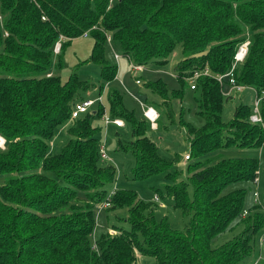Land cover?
I'll return each mask as SVG.
<instances>
[{"label": "trees", "instance_id": "trees-1", "mask_svg": "<svg viewBox=\"0 0 264 264\" xmlns=\"http://www.w3.org/2000/svg\"><path fill=\"white\" fill-rule=\"evenodd\" d=\"M87 34L94 42L86 62L100 67L106 83L117 75V66L105 58L107 43L145 67L166 65L180 45L183 58L174 70L182 86L194 72L201 73L194 89L188 84L204 123L196 128L180 121L186 127L188 160L194 158L186 180L169 171L178 155L170 160L159 155L148 136L150 121L135 118L118 90L107 95L112 119L130 129L131 141L119 149L134 158L132 179L163 173L171 181L165 188L187 217L183 232L155 219V203L131 189H117L105 210L128 227L113 223L114 233L92 241L95 205L107 198V185L115 179L113 166L99 155L100 138L91 123L104 108L96 103L94 113L87 110L72 119L75 95L93 84L80 81L76 72L66 81L58 74L65 46ZM244 41H249L246 55L234 65ZM232 68L238 84L258 95L264 91V0H0V136L5 139L0 174H9L0 184V264H137L138 255L153 257L155 264H247L264 236V213L252 209L242 216L245 190L228 187L254 182L259 160L220 158L216 152L260 148L264 99L259 101L262 123L249 120L252 111L245 104L225 123L223 85L214 76ZM206 69L209 75L202 74ZM146 87L161 100L155 104L158 118L172 121V101L182 99L183 89L170 94L161 79ZM65 124L68 140L53 154L49 142ZM237 220L242 231L213 245V238Z\"/></svg>", "mask_w": 264, "mask_h": 264}, {"label": "rangeland", "instance_id": "rangeland-1", "mask_svg": "<svg viewBox=\"0 0 264 264\" xmlns=\"http://www.w3.org/2000/svg\"><path fill=\"white\" fill-rule=\"evenodd\" d=\"M93 38L90 34L80 36L72 39L64 48L61 57L63 66L58 70L62 81L69 79L70 75L74 72L77 73L78 79L82 82H90L87 90H79L75 95V100L94 99L99 95V87L103 84L105 87L102 90V107L104 114L112 118L109 113V106L107 95L110 89L118 90L123 96V103L125 107L133 113L135 118L143 119L144 107H153L156 111L155 103L160 104V98L150 92L146 87L147 82H153L161 79L164 81L168 88L169 93L172 94L173 90L183 89L182 99L175 98L172 101V109L174 112L173 120L169 121L165 115H162L156 121V128L149 131L148 136L156 143L159 155L170 160L176 154L180 160L173 164L169 171L176 172L181 179L188 178L187 164L191 160L184 159V156L190 154L189 142L186 137V127L180 121L183 120L185 124H190L193 127L200 128L204 120L197 114L196 103L194 100L195 92L189 88L188 82H184V86L176 77L175 66L182 60L183 54L181 46L178 45L169 57V62L164 66H157L156 64L149 63L153 66L150 69L144 70L139 73L134 71L130 66V61L127 57L123 56L120 50L111 44L107 43L105 47V58L111 64L117 66L116 78L106 83L103 81L100 67L91 62H86L90 57ZM115 53L119 54V60H116ZM139 80V83L136 82ZM230 87L223 85V95L225 97L222 118L225 123H229L232 119L234 109L240 104L248 105L254 112L255 93L252 89L247 87L241 91H233L230 96ZM99 108V105L94 104L88 109V113L92 114ZM162 110V108L160 109ZM158 113V111H157ZM102 116L92 118V126L97 129V135L100 138V144L105 146L106 153L109 160H105L114 168V181L107 185L108 192L112 188L117 189H131L135 191L138 196L145 202L155 203L156 208L154 212L157 221L166 220L169 227L175 231L183 232L187 223V217L176 209L172 204V198L166 192V185H170L171 181L164 177V174L152 176L145 180H133L132 169L135 166L133 156L128 151L119 149L120 146L126 147L131 141L132 137L128 124L117 127L115 124L110 123L105 125ZM68 126L65 128L57 129L53 138L49 142V149L54 153H58L61 147L66 144L68 140ZM217 156L220 158H250L256 157L259 160V169L257 173L258 182L238 181L232 183L228 189L242 188L245 190L244 210H259L264 213V142L260 148L253 147H237L231 146L217 150ZM9 174H0V184L2 185ZM159 189L160 193H156ZM255 193L257 197L255 198ZM189 194L192 196V190ZM155 195L160 196V201L155 202ZM123 211H119V214ZM96 226L92 236L94 242L101 233L107 232L111 224H121L128 227L126 222L120 220L116 221L115 214L107 210H100L95 215ZM242 231V225L238 220L231 225L224 232L218 234L213 238L212 244L219 245L225 241L232 239L236 234ZM258 260L264 261V239L261 244L256 242L255 250L252 255L246 259L245 263L255 264ZM137 264H155L153 257L138 255Z\"/></svg>", "mask_w": 264, "mask_h": 264}, {"label": "built area", "instance_id": "built-area-1", "mask_svg": "<svg viewBox=\"0 0 264 264\" xmlns=\"http://www.w3.org/2000/svg\"><path fill=\"white\" fill-rule=\"evenodd\" d=\"M249 41H244L243 43H241L234 55V65L238 62H241L247 52V46H248ZM60 47V44L57 43L55 46V52H58ZM115 58L116 60L119 58V54L115 53ZM132 68L137 71L142 69L141 65H135L132 64ZM234 68V67H233ZM233 68L225 73V74H216L214 77L217 79V81L224 85L225 83V79H226V83L228 84V87H230V93L227 96H230L232 94L233 91H241L243 90L244 86L241 84H238L235 80L234 74H233ZM201 73L198 72H194V74H192L191 76H189L188 82L190 83V88L194 89L195 87V80L196 78L200 75ZM202 74L205 75H209V71L206 69L205 71H203ZM137 83H139V80H136ZM264 91L261 92V94H263ZM261 97L260 95H256L255 96V103H254V112L251 113V115L249 116V120L252 123H262V118L261 115L259 113V101H260ZM96 103H101V97H97L94 99H83L80 100L76 103H74L73 107H72V111H71V118H76L78 117L81 113L86 112L91 106H93ZM144 115L149 119V121L151 122L152 126H155V123L158 119V113L157 111L153 108V107H144ZM103 121L105 123V125L109 124V123H113L117 126H123V122L119 119H111L109 117H107L105 114L103 115ZM0 148L4 149L5 148V139L0 136ZM99 155L103 160H109L108 154L106 153L105 150V146L103 144L99 145ZM184 159L188 160L189 159V155H185ZM258 179L257 177L254 180V183H257ZM116 191V188H112V190L109 192L107 198L105 200H103L102 202L98 203L95 205V215L96 213H98L100 210H104L106 207L109 206V202H110V198L111 196L114 194V192ZM255 198L257 197V193H255ZM155 201L159 202V197L158 195H155ZM248 212L247 211H243L242 212V216H245ZM110 233H114V230L109 229L108 230ZM93 247L96 248L95 244H93Z\"/></svg>", "mask_w": 264, "mask_h": 264}, {"label": "crops", "instance_id": "crops-1", "mask_svg": "<svg viewBox=\"0 0 264 264\" xmlns=\"http://www.w3.org/2000/svg\"><path fill=\"white\" fill-rule=\"evenodd\" d=\"M120 58V57H119ZM119 58L117 59V60H119ZM130 61V60H129ZM130 66H131V68H132V62L130 61ZM142 66V69H140V70H137L136 72H139V73H142V72H144V70H146V69H150V68H152L153 66H148V67H145V66H143V65H141ZM133 69V68H132ZM134 70V69H133ZM135 71V70H134ZM224 85H226V86H228V84L226 83V79H225V83H224ZM244 88H247V87H244ZM243 88V89H244ZM250 88V87H249ZM252 89V91H253V93H255V96L257 95V93H256V91L253 89V88H251ZM101 97V103H102V99H103V97H102V94L100 95H98L97 97ZM96 97V98H97ZM260 97H262L263 99H264V93L263 94H260ZM80 101V100H79ZM76 102H78V101H76ZM75 102V103H76ZM156 104V103H155ZM104 115V114H103ZM159 115V114H158ZM147 118V117H146ZM112 119V118H111ZM148 119V118H147ZM119 120H121V119H119ZM149 120V119H148ZM158 120V119H157ZM122 122H123V125H125V122L123 121V120H121ZM151 123V122H150ZM110 124V123H109ZM69 124H65V125H63L62 127H60L59 129H61V128H65L66 126H68ZM108 125V124H107ZM117 126V125H116ZM117 127H121V126H117ZM151 128L152 129H158V128H156V123H155V126H152L151 125ZM159 197V196H158ZM159 201H160V197H159ZM155 202H157V201H155ZM263 239H264V236L263 237H261L260 238V240H259V244H261L262 243V241H263Z\"/></svg>", "mask_w": 264, "mask_h": 264}]
</instances>
